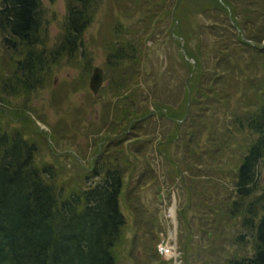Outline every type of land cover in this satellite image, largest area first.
I'll list each match as a JSON object with an SVG mask.
<instances>
[{"label": "trees", "instance_id": "obj_1", "mask_svg": "<svg viewBox=\"0 0 264 264\" xmlns=\"http://www.w3.org/2000/svg\"><path fill=\"white\" fill-rule=\"evenodd\" d=\"M101 1L66 0L58 44L39 48L41 0H0L1 42L17 53L12 69L0 82V99L31 93L47 79L51 65L64 58L70 63L81 56L86 63L91 62L83 36ZM122 1L126 0H117L116 5ZM193 1L176 0L174 4L173 0H130L127 15H123L134 18L129 24L122 22L120 15L109 19L112 9H107L101 42L106 84L96 97L103 105L102 120L105 112L110 114V136H100L89 167L76 173L72 180L53 162L37 161L38 146L35 139L26 135L25 126L30 123L21 106H12V113L24 122V128L4 127L0 112V264H119L128 223L121 199H132L146 182L145 177L154 178V169L149 165L144 172L136 171L137 154L146 151V141L144 145L134 142L137 153H126L122 138L128 126L145 132L148 125L163 132L158 151L173 175L179 177L174 184L188 199L183 208L197 205L194 196H198V189L207 199L213 197L207 187L215 195L227 189L235 196L229 206H209L196 224L194 217L187 220L181 208L179 220L185 224L184 229L180 226L178 238L181 264H264V0H203L199 4L196 13L214 22L206 26L197 22L195 26L199 30L208 28V41L211 34L216 37V51L221 56L212 67L214 71L201 69L185 81L186 77L181 78L178 72L186 69L188 76L197 64L201 66L205 56L200 41L195 46L188 45L191 34L196 32L189 27L193 23L187 13ZM249 3H255L252 11ZM160 17L166 19L170 37L165 45L169 65L161 77L155 67H145L150 48L146 40L154 39ZM172 43L177 50L172 49ZM172 63L179 67L173 68ZM219 69L222 72L218 74ZM174 78L176 86L172 87ZM188 80H192V89L186 87ZM199 84L203 86L196 87ZM143 85L144 91L140 89ZM146 90L147 95H142ZM209 93L215 107L223 98L228 103L238 93L237 102L247 99L245 107L238 106L233 120L242 131L247 129L248 140L246 136L238 138L224 124L223 130L214 129L208 137L213 148L205 144L200 149L202 134L213 126L211 117L208 123L204 119L206 107H211L206 101ZM181 98L182 105L175 107ZM149 106L153 109L148 110ZM4 108L0 106L3 111ZM191 115L192 120L185 126ZM125 121L128 126L119 131ZM176 142L177 151L172 153L170 146ZM235 143L233 166L221 169V159L207 166L215 160L214 155L222 157ZM180 151L183 157L178 156ZM134 174L135 186L128 194L132 181L126 182V175L132 178ZM202 174L206 177L199 180ZM208 180L213 184L208 185ZM129 204L127 209L139 223L136 229H142L141 235L149 237V249L158 258L156 235L148 229L143 206ZM218 208L227 210L220 214ZM142 221L144 225L140 224ZM140 233L133 234L132 244H136ZM143 243L142 258L147 259L149 245ZM136 248L135 245L129 250L133 258L141 257Z\"/></svg>", "mask_w": 264, "mask_h": 264}, {"label": "rangeland", "instance_id": "obj_2", "mask_svg": "<svg viewBox=\"0 0 264 264\" xmlns=\"http://www.w3.org/2000/svg\"><path fill=\"white\" fill-rule=\"evenodd\" d=\"M116 1L117 0H102L95 13L94 19L84 32L85 50L86 54L91 57V62L88 61L89 63H86L85 58L81 56L77 58L76 62L70 63L66 62V58H64L59 64L51 65V72L47 76V79L31 93L8 96L7 98L0 99V104L7 109L4 108V111L0 109L3 115L1 119L3 120L4 127L9 128L19 125L24 128V122H20L16 117L17 114L15 115L12 113L14 112L12 106H15L17 109L21 106L25 110V115H27V120L30 123L29 126H25L26 135L35 139L38 146L37 161L45 160L53 162L54 165L56 164L57 167L64 172L69 180H72L80 170L89 167L90 160L96 154L100 136H103V134L104 137L110 136L111 129L109 127L111 125L108 124L109 119L111 120L109 117L110 114L109 112H105V117L102 120L103 105L101 101H97L100 100L99 97H96L98 93H93L89 88V81L95 67L104 69L105 51L101 42L105 37L104 25L107 21V9H109V7L112 9L109 19L114 18L115 15H120V20L126 24H129L133 21L132 19H134L133 17L128 18L126 16L128 19L123 17V15H127L126 9L131 6L130 0H126L125 2L122 1L118 3V6L116 5ZM143 1L144 0H140V2ZM202 1L203 0H194L193 4L189 5V11L187 13L189 14L188 16H192L193 23V26L189 25V27L196 32L191 34L192 38L190 36L188 45L195 46L196 43L200 41L202 45H204L202 52L205 56L203 57L204 60H202L201 66L197 64L198 67H196V65L194 71L192 69V71L188 72V76L186 69L185 72L181 70L178 72L181 78L185 79L186 77L185 81L192 73H197L201 69L203 71H214L212 67L218 62L221 56L220 51H216V37L211 34L208 41L205 34L208 28L199 30L198 27L195 26L197 22L201 25L204 24V26L214 22L209 18H205L201 13H196ZM175 2L176 0H173L172 3L175 4ZM238 3L241 2L238 1ZM206 4L208 6L209 2L207 1ZM254 4L255 3H249L247 5L250 11L255 8ZM171 6H173V4ZM142 8L144 9L145 6ZM41 10L42 25L40 37L42 38V42L38 47H55L58 44L59 35L63 28L66 15V0H41ZM254 12L255 11L252 13ZM239 18L241 20L243 16ZM195 20L197 21L194 22ZM156 25L157 27L154 31L156 35L153 37L154 39L151 38L146 40V45L150 48L149 61L145 63V67L147 69L155 67L157 74L161 77L166 70L165 68L169 65L165 45L169 43L170 37L167 34V28H165L168 25L166 19L164 21L163 18L160 17ZM174 44L175 43H172L173 50L176 48ZM16 58V51L2 45L0 35V82L12 69ZM189 59L193 62V65H195V61L192 58ZM172 64L173 68L174 66L179 67L178 65H174V63ZM217 71L218 74L222 72L220 69ZM253 71L254 70L247 71V73L251 74ZM191 81L192 80H188V83H186L188 89H192L190 84ZM170 83L172 87L176 86L175 78L173 82L171 81ZM105 84L106 81L104 78L103 85ZM197 86L202 87L203 85L199 84L196 85V87ZM140 89L144 91V85L140 86ZM206 92L207 91L204 90V94ZM204 94H202L203 97ZM238 94L234 95L228 103H226L223 98L222 102H220L217 107H215L214 97H212L213 95L211 93L206 96L208 98L204 97L206 98L207 104L213 107H206L204 119L208 123V118L211 117V119H209L213 121V126L209 124V126H211L210 130L209 128L205 129L206 131L202 134L200 149L204 148L205 144H208L209 148H213L208 137L214 129L223 130L224 124H226L228 126L227 128L236 134L238 138L243 139L244 136L247 137V140L250 138V135L246 131L247 129L242 131V128L237 126L238 122L233 120V117L238 113V106L242 105L245 107L247 103V99L242 101V103L237 102L236 98L239 96ZM142 95H147V90L142 92ZM189 96L190 93L188 97L186 96L188 103L190 99ZM182 99L183 98L175 104V107L179 108L182 105ZM187 107L189 108L190 104H188ZM151 109H153L152 106H149L148 110ZM192 118V115L189 116V119L185 122V126H187ZM179 123H182L181 120H179ZM123 126H128L127 121L120 125L119 131ZM130 128L131 126L127 127L126 136L122 138L124 151L126 153H137L134 142L138 141V145H144V141H146V151L137 154L138 157L136 161L138 168L136 171L138 173L144 172L146 166L149 165L154 169V178H150V175L145 177L146 182L141 184L132 199L128 200L125 197L121 199V209L128 223L127 230L125 231V241L120 246L119 250V264H181L180 242L178 238L180 226H182L183 229L185 226V224L181 223L182 221L179 220L181 208L187 214V220L189 221L191 217H194L196 224L197 219H203L204 213L209 210V206H229L231 199L235 198V196L230 195L227 189L219 190V193L215 195L212 189L207 187L205 189H207V191L209 189V191L213 193L212 199H207L201 192L202 189H198V196H194L195 204L197 205L193 208H183L188 199L186 195L178 189V185L174 184L178 181L179 177L173 175L170 165L165 162L162 154L158 151V142H162L164 139L163 132L161 129H158V127L153 128L151 125H148L145 132L140 131L142 133L136 131L141 129H136V127L134 129ZM134 131L137 133H134ZM176 144L177 142L170 146V151L172 153L177 151ZM235 145L236 143L231 146L233 148L232 150L226 149V151L223 152V156L220 158L219 154L214 155V161L208 156H203L207 161L211 160L207 166L215 164L217 160L221 159V161L218 162L221 169H229L233 166L232 160L233 156L236 154V152H234V150H236ZM178 156L183 157L184 153L180 151ZM130 157L133 158V156ZM213 168H216V166ZM147 172L150 173L149 170ZM203 175L204 174L199 177V180H203ZM136 176L137 175L134 174L131 178L126 175V182L132 181V185L126 190V193H132L131 191L132 187L135 186L134 182H136ZM204 177L206 176L204 175ZM211 182V180H208V185L213 184ZM221 182V180H214V183ZM192 202H194L193 199ZM129 203L132 205L141 204V206H143V210L145 211L143 215L144 219L146 220L150 232L156 235L157 246L159 242L168 243L170 246H173L170 255L164 256L160 254L157 248L156 253L158 254V258L157 256L153 257V252L149 249L151 240L149 237L147 238L143 232L141 235L140 231L142 229H139L140 231L136 229V224L139 225V223H136V219H133V212L127 209ZM216 210L220 211V214H223L227 209L222 211L218 208ZM239 219L240 217L236 220L239 221ZM187 220L185 219V221ZM140 224L144 225L145 223L142 221ZM194 231L195 230H193V232ZM135 232L138 234L140 233L141 236H138L136 244H132V237ZM143 242L149 245L147 248V259L142 258L141 251L143 249ZM224 244L226 248L229 249L228 245H226V243ZM135 245L137 247V253L139 252L141 257L133 258L132 254H129V250L132 251ZM198 263L199 262L196 261L195 264Z\"/></svg>", "mask_w": 264, "mask_h": 264}, {"label": "water", "instance_id": "obj_3", "mask_svg": "<svg viewBox=\"0 0 264 264\" xmlns=\"http://www.w3.org/2000/svg\"><path fill=\"white\" fill-rule=\"evenodd\" d=\"M103 69L101 67H95L92 71L89 81V88L93 93H97L100 87L103 85ZM159 189V188H157Z\"/></svg>", "mask_w": 264, "mask_h": 264}, {"label": "built area", "instance_id": "obj_4", "mask_svg": "<svg viewBox=\"0 0 264 264\" xmlns=\"http://www.w3.org/2000/svg\"><path fill=\"white\" fill-rule=\"evenodd\" d=\"M173 246H170L168 243L158 244V252L164 256H168L172 253Z\"/></svg>", "mask_w": 264, "mask_h": 264}]
</instances>
